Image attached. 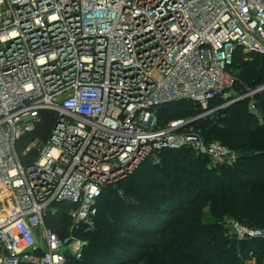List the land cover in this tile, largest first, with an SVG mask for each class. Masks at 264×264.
<instances>
[{
	"label": "built area",
	"instance_id": "obj_1",
	"mask_svg": "<svg viewBox=\"0 0 264 264\" xmlns=\"http://www.w3.org/2000/svg\"><path fill=\"white\" fill-rule=\"evenodd\" d=\"M236 56L264 57V0H0V264L82 259L105 189L123 196L117 184L163 150L236 163L185 125L242 98L264 123V84L239 92ZM182 100L202 113L161 126L158 109ZM45 113L48 137L19 153ZM228 227L264 239V228Z\"/></svg>",
	"mask_w": 264,
	"mask_h": 264
},
{
	"label": "trees",
	"instance_id": "obj_2",
	"mask_svg": "<svg viewBox=\"0 0 264 264\" xmlns=\"http://www.w3.org/2000/svg\"><path fill=\"white\" fill-rule=\"evenodd\" d=\"M233 72L239 92L255 89L264 84V57L244 61L236 56ZM257 101L264 112V94ZM222 103L215 98L210 108ZM200 113L202 108L187 100L158 109L161 126ZM44 115V122L22 142L48 137L54 118ZM193 124L206 141H220L236 151L237 162L210 168L209 158L189 147L163 150L160 163L146 160L117 184L125 196L112 187L105 189L96 229L85 235L89 245L83 258L67 264H139L149 254L161 264H246L243 255L251 253L258 257L257 264H264V239L222 247L224 230L218 223L229 217L264 228V123L249 111L245 99ZM50 225L60 231L59 224Z\"/></svg>",
	"mask_w": 264,
	"mask_h": 264
},
{
	"label": "rangeland",
	"instance_id": "obj_3",
	"mask_svg": "<svg viewBox=\"0 0 264 264\" xmlns=\"http://www.w3.org/2000/svg\"><path fill=\"white\" fill-rule=\"evenodd\" d=\"M25 141H27V139ZM24 146H25L24 141L23 142L22 141L19 142V144H18L19 153L22 152ZM141 180H142V177H139L138 181L141 182ZM126 195L128 196V194H126ZM123 196H125V195H123ZM211 221L214 222L216 220L211 218ZM229 222L241 223V222H239L237 220H234V219H231L229 217H226L225 219H222V220L218 221V223L220 225L222 224L221 226H222V229L224 230L223 233L220 236L221 240L223 241L221 244H222V247H224L225 245L230 247L233 244H234V246L237 247L236 241L242 242V241H246V240H239L234 234L231 233V231H230V229L228 227V223ZM251 256H253V257H251ZM243 257L245 258L244 263H246V264H257L258 257L255 254L251 253L250 256L246 257L245 255H243ZM139 264H161V263H160V259L159 258H157L156 256H152V254H149L148 258L144 262L139 263Z\"/></svg>",
	"mask_w": 264,
	"mask_h": 264
},
{
	"label": "water",
	"instance_id": "obj_4",
	"mask_svg": "<svg viewBox=\"0 0 264 264\" xmlns=\"http://www.w3.org/2000/svg\"><path fill=\"white\" fill-rule=\"evenodd\" d=\"M258 93L263 94V93H264V89L260 90ZM245 99H246V98H242V99H240L239 101H243V100H245ZM237 102H238V101H237ZM194 122H195V120H190V121L187 122L185 125L188 126V125L193 124Z\"/></svg>",
	"mask_w": 264,
	"mask_h": 264
}]
</instances>
